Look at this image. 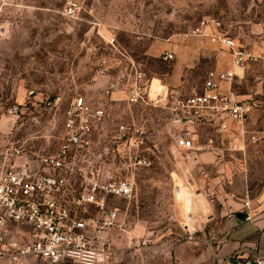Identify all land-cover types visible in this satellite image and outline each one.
I'll list each match as a JSON object with an SVG mask.
<instances>
[{
  "label": "rangeland",
  "instance_id": "obj_1",
  "mask_svg": "<svg viewBox=\"0 0 264 264\" xmlns=\"http://www.w3.org/2000/svg\"><path fill=\"white\" fill-rule=\"evenodd\" d=\"M67 1L0 0V144L53 149L74 95L108 102L110 116L95 126L92 144L102 153L101 162L113 163L115 171L125 170L134 179L135 191L131 198L108 199L122 214L121 225L109 230L113 255L105 264H178L174 247L194 239L214 242L217 221L236 214L246 198L251 218L260 215L264 64L251 63L236 82L238 92L259 98L245 122L260 138L247 137L246 143L236 140L237 121H230L226 131L216 121H174L172 98L158 106L130 105L126 85L135 70L166 80L174 57L152 55L149 46L182 37L203 20H219L220 29L245 42L260 37L264 0H76L81 7L73 14L65 12ZM194 63L185 71L184 96L202 85L214 65L207 54ZM14 104L20 105L19 113L9 112ZM133 118L148 131L143 152L149 165L136 164L130 154L139 149L118 137V126ZM174 128L195 131L196 144L203 147L177 148ZM182 199L191 205L187 215ZM83 211L96 210L84 205Z\"/></svg>",
  "mask_w": 264,
  "mask_h": 264
},
{
  "label": "built area",
  "instance_id": "obj_2",
  "mask_svg": "<svg viewBox=\"0 0 264 264\" xmlns=\"http://www.w3.org/2000/svg\"><path fill=\"white\" fill-rule=\"evenodd\" d=\"M80 7L76 0H68L64 9L73 14ZM190 34L208 36L226 47L234 65L264 64V33L245 42L220 29L219 20L211 19L184 35ZM173 57V51L164 53L165 59ZM154 77L135 70L126 85L130 105L146 108L172 98L174 121H216L220 130L227 129L230 121L244 122L249 112L259 107V98L243 97L236 90L241 76L234 68L208 69L202 85L186 96L166 85L153 90ZM159 78L164 85L163 77ZM224 83L227 89L222 88ZM8 110L19 113L21 107L14 104ZM109 116L108 102L93 103L78 93L64 110L65 130L58 135L57 147L31 148L14 141L0 144V263L35 256L42 264H105L112 257L109 230L121 225L122 210L110 206L108 199L117 195L131 198L135 181L124 175L125 170L115 171L113 163L101 162L102 153L92 144L95 126H102ZM147 132L145 123L134 118L118 126V137L127 140L130 149H139L130 154L136 164L151 163L143 152ZM250 132L251 141L260 138L255 130ZM171 135L177 148L203 147L196 144L197 134L191 129L174 128ZM84 205H92L95 213L83 211ZM241 209L248 213L247 219L252 217L250 199L244 200ZM240 264H264V255L245 257Z\"/></svg>",
  "mask_w": 264,
  "mask_h": 264
},
{
  "label": "crops",
  "instance_id": "obj_3",
  "mask_svg": "<svg viewBox=\"0 0 264 264\" xmlns=\"http://www.w3.org/2000/svg\"><path fill=\"white\" fill-rule=\"evenodd\" d=\"M168 50L174 52L171 72L166 80L163 78L169 89L181 90L182 87L184 88L185 71L194 66V62L201 54H207L212 58L214 63L212 68L219 70L234 68L241 76L240 79L245 76L247 67L251 65H234L232 55L226 47L212 42L208 36L199 34L188 36L183 34L182 37H175L174 39L158 40L148 48L150 54L160 56L163 54V57ZM260 64L263 63L260 62ZM228 87L227 83L222 86L223 89ZM250 95L251 93L242 94L243 97ZM254 110L249 112L245 121H248L249 117L254 115ZM245 121H237L236 140L241 143H246L247 137L250 138L251 135V129L246 127ZM262 136L264 137V134ZM1 142H3V138H0ZM208 154L209 152H205L203 156L209 157ZM260 195L262 201H264V190ZM242 206L239 207L240 210H242ZM237 211L235 210V212ZM217 222V238L214 242L194 239L174 247V256L178 264H240L245 257L255 254L264 255V211L253 219H240L236 214H231L224 216ZM0 264L42 263L35 256H27L18 261H8Z\"/></svg>",
  "mask_w": 264,
  "mask_h": 264
},
{
  "label": "bare ground",
  "instance_id": "obj_4",
  "mask_svg": "<svg viewBox=\"0 0 264 264\" xmlns=\"http://www.w3.org/2000/svg\"><path fill=\"white\" fill-rule=\"evenodd\" d=\"M154 79H155V77H154ZM154 79H153V84H152L153 90H160V89H162L165 86V84L163 85L162 81H160L158 79H155V80ZM190 206L191 205H190V203L188 201H186L185 199H182L181 208L186 213V215H187V213H188V211L190 209Z\"/></svg>",
  "mask_w": 264,
  "mask_h": 264
},
{
  "label": "water",
  "instance_id": "obj_5",
  "mask_svg": "<svg viewBox=\"0 0 264 264\" xmlns=\"http://www.w3.org/2000/svg\"><path fill=\"white\" fill-rule=\"evenodd\" d=\"M236 215L240 218V219H246L248 216V213L244 210H238L236 212Z\"/></svg>",
  "mask_w": 264,
  "mask_h": 264
},
{
  "label": "trees",
  "instance_id": "obj_6",
  "mask_svg": "<svg viewBox=\"0 0 264 264\" xmlns=\"http://www.w3.org/2000/svg\"><path fill=\"white\" fill-rule=\"evenodd\" d=\"M171 69H172V64H171ZM171 69H170V72H171Z\"/></svg>",
  "mask_w": 264,
  "mask_h": 264
}]
</instances>
